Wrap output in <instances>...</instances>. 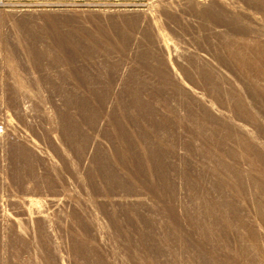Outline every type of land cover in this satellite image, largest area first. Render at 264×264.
I'll return each mask as SVG.
<instances>
[{"label": "rangeland", "instance_id": "374dc122", "mask_svg": "<svg viewBox=\"0 0 264 264\" xmlns=\"http://www.w3.org/2000/svg\"><path fill=\"white\" fill-rule=\"evenodd\" d=\"M0 264H264V0H0Z\"/></svg>", "mask_w": 264, "mask_h": 264}, {"label": "bare ground", "instance_id": "6f19581e", "mask_svg": "<svg viewBox=\"0 0 264 264\" xmlns=\"http://www.w3.org/2000/svg\"><path fill=\"white\" fill-rule=\"evenodd\" d=\"M33 200L42 203V199H41V200H40V199H33ZM44 201H45V200H44ZM46 201L52 203V205H53V204L55 205V204L59 203L60 201H62V199H50V201H49V200H46ZM46 201H45V202H46ZM48 205H49V204H48Z\"/></svg>", "mask_w": 264, "mask_h": 264}]
</instances>
